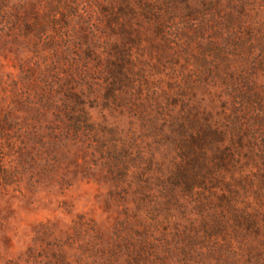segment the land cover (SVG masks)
<instances>
[{
	"label": "trees",
	"instance_id": "obj_1",
	"mask_svg": "<svg viewBox=\"0 0 264 264\" xmlns=\"http://www.w3.org/2000/svg\"><path fill=\"white\" fill-rule=\"evenodd\" d=\"M9 3L0 0V15L5 17L8 8H14L15 17L25 23L28 32L39 25L38 32L43 33L47 23L61 30L68 22L84 18L78 12V0H49L47 6L24 15L22 0L13 6ZM249 5V0H98L96 6L107 18L106 50L98 53L102 41L93 40L89 33L82 42L86 59L97 61L102 69L105 99L140 109L141 116L136 117L141 136L133 134L129 141L108 150L110 175L122 179L131 168L136 170L132 194L138 211L194 200L201 229L217 245L220 258L236 264H264V87L255 81L257 72L264 73V58L253 63L256 46L264 50V34L253 23L246 24L244 13ZM180 30L189 32L199 44L194 54L196 67L181 80L169 77L166 90L150 81L152 76L144 67L148 61L156 59L161 64L175 55V46L180 47L175 32ZM134 49L148 59L135 57ZM83 71L74 69L68 78L59 80L64 81L67 99L79 108L70 128L76 135L85 127L88 130L90 122L83 93L70 86L76 79L81 85L92 79ZM136 86L141 89L135 91ZM206 94L211 97L209 103L198 96ZM223 96L231 98V107ZM179 101L183 104L179 116H158L166 105ZM147 105L161 112L148 114ZM8 126V119L0 115V132ZM149 139L158 146H149L152 152L148 154L145 144ZM171 151L176 163L170 169L165 159ZM15 173L0 165L4 185ZM150 193H158V198ZM149 229L145 226L139 240L115 234L107 247L100 231L92 229L97 234L94 240L80 244L74 229L64 233L66 241L55 239L39 251L29 247L18 262L7 264H116L125 255L128 264H152L150 257L155 255L147 252Z\"/></svg>",
	"mask_w": 264,
	"mask_h": 264
},
{
	"label": "rangeland",
	"instance_id": "obj_2",
	"mask_svg": "<svg viewBox=\"0 0 264 264\" xmlns=\"http://www.w3.org/2000/svg\"><path fill=\"white\" fill-rule=\"evenodd\" d=\"M48 1L22 0L21 14H32L37 7L47 6ZM96 1L78 0L82 20L76 18L61 30L47 23L43 33L38 32L39 25L28 32L12 7L5 17L0 15V115L9 123L0 132V165L17 170L8 185L2 183L0 176V264L9 260L18 262L29 247L39 251L55 239L66 241L68 237L64 233H73L74 229L79 233L80 244L92 242L97 235L93 230L100 231L103 246L107 247V242L116 239L115 234L141 239L145 226L150 227L147 234L151 245L147 252L155 255L150 257L152 264H236L220 258L217 245L205 237L194 200H179L169 208L154 209L151 205L138 211L132 194L136 170L131 168L122 179L109 174L108 150L129 141L133 134L141 136L136 117L141 115L140 109L130 108L125 102L105 99L102 69L97 61L86 59V45L82 42L85 34L102 41L98 53L106 50L103 41L108 38L107 18ZM18 2L10 0L9 5ZM249 3L244 13L246 24L253 23L258 33L264 34V0H249ZM175 34L174 40L180 44L172 52L175 55L161 64L156 59L148 61L144 67L152 76L150 81L166 90L169 77L178 76L181 80L196 67L194 54L199 44L189 32L180 30ZM258 48L253 50V63L264 58V50ZM133 52L135 57L148 59L136 49ZM74 69L87 71L92 77L87 85H81L78 79L70 85L77 93H83L84 109L90 119L88 130L85 127L78 135L71 133L70 128L79 108L67 99L64 81H59L68 78ZM255 81L264 87V73L257 72ZM139 89L136 86L134 90ZM198 96L210 102V95ZM222 98L231 107V98ZM182 105L181 101L175 106L166 105L163 112L147 105L146 112L176 116ZM149 146L158 145L149 139L145 144L148 154L152 152ZM174 158L175 152L171 151L165 166L173 168ZM147 195L158 198V193ZM47 231L49 236L45 235ZM116 264H128L126 255L117 258Z\"/></svg>",
	"mask_w": 264,
	"mask_h": 264
}]
</instances>
